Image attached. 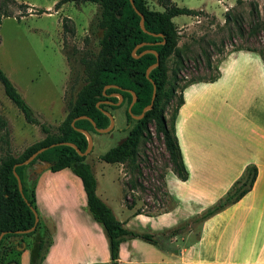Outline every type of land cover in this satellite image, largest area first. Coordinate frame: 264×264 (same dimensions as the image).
Masks as SVG:
<instances>
[{
  "label": "rangeland",
  "instance_id": "374dc122",
  "mask_svg": "<svg viewBox=\"0 0 264 264\" xmlns=\"http://www.w3.org/2000/svg\"><path fill=\"white\" fill-rule=\"evenodd\" d=\"M14 1L8 3L10 17L0 20V69L40 123L54 131L65 119L69 102L85 84L80 59L90 60L98 53L101 32L89 31L97 6L66 3L56 9L60 0ZM145 1L150 9L162 10L158 0ZM171 2L205 14L172 20L179 33L177 47L182 51L183 65L179 66L176 97L165 110L167 122L182 86L216 78L205 84L204 91L215 108L211 120L224 115L237 123L236 115H230L232 99L264 98V33L260 28L264 0ZM22 4L30 9L20 7ZM228 9L238 24H224ZM237 48L240 50L232 51ZM201 50L210 56V67ZM174 59L166 60L168 77ZM106 110L113 118V128L107 133H89L92 148L84 162L97 179V196L105 200L125 229L137 235L120 242L118 264H243L240 262L251 250L257 256L258 248H248V241L235 246L233 210L202 218L224 196L221 189L225 183L218 170L206 172L203 181L199 168L186 170L187 180H179L152 125L140 140L133 164L99 161L98 156L123 142L132 127L126 125L124 104ZM0 118L6 123L5 128L0 125V161L6 149L1 140L5 133L14 157L45 137L39 126L25 121L4 95L1 84ZM235 127L228 124L229 131ZM211 128L206 122V129ZM30 163L22 165V181L33 202L38 227L31 236L5 239L0 258L10 245L17 264H112L108 240L87 209L79 179L69 169L53 173L43 162ZM11 239L19 240L11 244ZM41 239L49 243L42 255L37 251ZM22 243L24 250L19 252L15 246L21 248ZM6 261L4 258L0 263Z\"/></svg>",
  "mask_w": 264,
  "mask_h": 264
},
{
  "label": "trees",
  "instance_id": "16d2710c",
  "mask_svg": "<svg viewBox=\"0 0 264 264\" xmlns=\"http://www.w3.org/2000/svg\"><path fill=\"white\" fill-rule=\"evenodd\" d=\"M132 1L135 10L143 17L144 31L139 25L140 17L134 11L129 0H60L56 4V9L66 3H73L74 5L95 4L97 11L91 21L89 31L92 34L101 32V38L98 42L99 50L96 56L90 60L80 59L84 66L85 84L77 91L75 99L69 102L65 119L54 131L40 123L35 113L0 69V84L4 95L21 112L28 124L39 126L45 134L42 141L27 147L18 157H14L10 152L7 133L1 138L6 149L0 161V234L4 233L0 240V252L4 248L3 241L5 239L31 236L37 230L38 223L32 232L18 234V232L33 227L34 213L31 210V208L33 209V202L28 198L26 188L23 186V166L16 165L25 161L38 150L46 148L30 164L35 161L43 162L53 173L69 169L79 179L87 209L93 220L102 226L108 240L110 260L112 264H118L120 242L126 236L136 237L137 235L125 229L113 210L97 196V179L91 167L84 162L85 157L79 156L73 148L67 145H58L71 143L79 151H85L87 147L86 137L76 129L95 133L89 120L95 124L97 129L107 128L109 119L103 114V111L117 108L115 103L119 99L116 95L121 97L120 104L125 105L126 125L132 127L123 142L98 156L99 161L106 164H133L140 140L143 138V134L148 132L149 125H152L155 135L160 137L168 154L172 172L181 181L187 179L174 126L177 110L183 103L181 92L194 81L187 82L181 87L175 107L169 122H167L165 110L176 97L175 89L178 83L179 66L183 65L182 51L177 47L179 33L172 20L177 16L198 17L205 13L201 10L177 7L171 0H158L161 11L150 9L145 0ZM9 2L15 1L2 0L0 3V20L10 17ZM20 7L30 9L26 4H22ZM37 12L38 14L43 13L42 11ZM230 13L229 9L225 12L224 24L229 22L238 24L237 17ZM63 26L65 27V24ZM260 28L264 33V22L261 23ZM135 48L136 51L133 54ZM236 50L240 49L237 48L232 51ZM146 51H154L158 55V65L150 70L148 78L145 75L146 70L155 64L156 58L152 53ZM201 54L206 59V65L210 67V56L203 50H201ZM171 56L175 59L170 77H168L166 60ZM66 58L68 59V56ZM224 59L222 58L219 64ZM215 79H209L208 82H213ZM152 83L155 86L153 105L141 119L136 120L132 116H140L143 109L150 104ZM104 88L106 89L104 90ZM133 96H135V101L131 106V113H128L127 109L133 100ZM79 117H87L89 120L77 119ZM74 119L77 120L72 127L71 123ZM0 125L3 128L6 126L5 121L1 118ZM51 145L55 146L51 147ZM13 171L20 179L23 197L18 191ZM256 174L255 166L247 167L243 176L232 185L231 189L217 204L206 211L202 218H209L239 201L252 188ZM142 238L148 240L147 236ZM48 244V239H41L37 243V251L40 255L46 251ZM5 248L0 261L5 258L8 264L12 261L8 259L12 249H10V245Z\"/></svg>",
  "mask_w": 264,
  "mask_h": 264
},
{
  "label": "crops",
  "instance_id": "0c3cea01",
  "mask_svg": "<svg viewBox=\"0 0 264 264\" xmlns=\"http://www.w3.org/2000/svg\"><path fill=\"white\" fill-rule=\"evenodd\" d=\"M206 83L212 84L194 82L181 92L183 103L177 110L174 126L181 159L185 170L200 169L202 181L206 172L218 170L225 183L222 195L243 176L247 167H256L257 174L250 191L222 213L225 214L226 210L234 212L231 228L233 236L236 234L235 246L248 241V248H258L256 257L251 250L240 263L264 264V98L232 99L230 115H236L237 123H232L224 115L212 122L210 113L213 108L214 114L215 108L204 97ZM206 122L210 128L213 125L210 131L206 129ZM228 124L236 126L235 129L229 131ZM43 166L48 168L45 163ZM17 240L11 239V244ZM15 248L22 252L23 243L21 248ZM12 254L8 259L14 261Z\"/></svg>",
  "mask_w": 264,
  "mask_h": 264
},
{
  "label": "water",
  "instance_id": "95a60500",
  "mask_svg": "<svg viewBox=\"0 0 264 264\" xmlns=\"http://www.w3.org/2000/svg\"><path fill=\"white\" fill-rule=\"evenodd\" d=\"M129 1H130L131 6L133 7L134 11L139 15V17H140L139 25H140L141 29L144 31V28H143V17H142V15H141L140 13L137 12V10H135L134 5H133V1H132V0H129ZM135 51H136V48L133 50L132 53L134 54ZM146 52L152 53V54L155 56V58H156V62H155V64H153L152 66H150V67L146 70L145 75H146V78H148V75H149L150 70L153 69L154 67H156V66L158 65V55H157V53L154 52V51H146ZM152 87H153V88H152V96H151L150 104H149L147 107H145V108L143 109V111H142V113H141L140 116H132L134 119H136V120L141 119V118L143 117L144 113H145L146 111H148V110L151 109V107H152V105H153L154 98H155V86H154L153 83H152ZM106 88H107V87H106ZM106 88H104V90H105ZM116 96H117L118 99H119L118 102L115 103V105L117 106V105H119V104L121 103V97H120L119 95H116ZM134 101H135V96H133V100H132L131 104L129 105L128 109H127V112H128V113H131V112H130V111H131V106H132V104L134 103ZM103 114L109 119V122H110V123H109V126H108L106 129H97V128H95V124H94L91 120H89L87 117H79V118H77V119H85V120H89L90 123L92 124L94 130H95L96 132H98V133H107L108 131H110V130L113 128V118H112L111 114H110L109 112H107V111H103ZM77 119H74V120L72 121V123H71L72 127L74 126V122H75ZM76 131L82 133V134L86 137V140H87V147H86V150H85V151H83V152L79 151V149H77V148L75 147V145H73V144H71V143H60V144H58V145H67V146L73 148L79 156L84 157V156H86V155L90 152V150H91V148H92V137H91V135H90L88 132H86V131H84V130L76 129ZM53 146H55V145H51V147H53ZM45 150H46V148H42V149L38 150L37 152H35L34 154H32L29 158H27L25 161H23L22 163H20V164H18V165H16V166L27 165V164L30 163L32 160H34V158H35L38 154H40L41 152H43V151H45ZM14 168H15V167H14ZM13 174H14V177H15V179H16V181H17L18 191H19L20 195L23 197V194H22V185H21L20 179H19V177L17 176V174H16L14 171H13ZM24 201H26V200H24ZM31 210H32L33 213H34V225H33V227H31L30 229H28V230H26V231L18 232V234H27V233L32 232V231L35 229V227H36V225H37V223H38V219H37V216H36L34 210H33L32 208H31ZM3 235H4V233H1V234H0V240H1V238H2ZM8 264H17V263L14 262V261H11V262L8 263Z\"/></svg>",
  "mask_w": 264,
  "mask_h": 264
}]
</instances>
